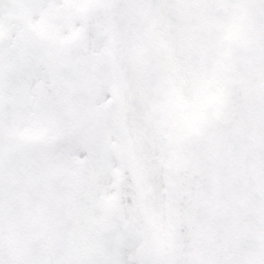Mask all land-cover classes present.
Segmentation results:
<instances>
[{"label":"snow or ice","instance_id":"6c2138e0","mask_svg":"<svg viewBox=\"0 0 264 264\" xmlns=\"http://www.w3.org/2000/svg\"><path fill=\"white\" fill-rule=\"evenodd\" d=\"M0 264H264V0H0Z\"/></svg>","mask_w":264,"mask_h":264}]
</instances>
